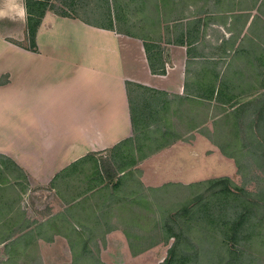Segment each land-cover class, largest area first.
Masks as SVG:
<instances>
[{"label": "rangeland", "instance_id": "1", "mask_svg": "<svg viewBox=\"0 0 264 264\" xmlns=\"http://www.w3.org/2000/svg\"><path fill=\"white\" fill-rule=\"evenodd\" d=\"M58 3L66 5L67 11L52 5L65 16L97 27L114 28L149 43H177L184 33L193 34L202 28L200 31L209 39L201 42L202 54L207 59L199 69L200 86L205 88L211 75L224 87L219 88L220 96H214L212 103H194L189 98L133 89L132 108L139 123L131 141L117 150L116 159L108 151L95 159L90 155L75 168H69L71 176L61 175L56 191L31 185L21 169L0 155V264L39 263L33 250V235L17 237L27 229L40 236L56 232L67 235L74 246L72 264H100L99 253L106 246L104 235L116 224L126 238L131 256L126 251L125 256L117 252V256L109 257L110 264H161L178 235L182 250L218 253L220 241L230 235L229 230L237 221L236 208L241 204L257 206L254 215L239 227L238 234L243 238L233 245L246 254V264H264V90L253 95L256 88L244 89L247 84L243 88L234 86L232 96L227 94L225 66L229 55L227 45H218L217 41L225 38L227 30L236 38L245 21L241 13L264 8V0ZM34 10L38 13L40 8ZM262 41L264 45V34ZM232 44L229 39L230 48ZM151 45L155 47L152 52L157 61L162 63L164 53L160 54V44ZM210 58L213 59L209 61ZM233 68L234 64L231 71ZM232 82L237 84L236 79ZM218 145L229 156L223 155ZM161 151L162 158L171 160L166 161V166L160 165L162 158L160 163L153 158L142 165L145 173L153 168L158 175L151 172L150 185L146 187L140 180L146 174L142 175L138 166ZM179 155L183 158L182 170L176 175L169 168L170 163L177 164L175 158ZM147 176L150 178V174ZM224 178L230 182L228 187L235 188L229 195L223 183H213ZM223 192L227 201L221 206L223 201L217 197ZM74 200H79L75 207L66 209L65 205ZM219 207H226L227 226L222 225L224 216ZM49 217L53 219L51 223ZM46 219L47 226L41 227L40 221ZM207 239L211 245L202 243Z\"/></svg>", "mask_w": 264, "mask_h": 264}, {"label": "crops", "instance_id": "2", "mask_svg": "<svg viewBox=\"0 0 264 264\" xmlns=\"http://www.w3.org/2000/svg\"><path fill=\"white\" fill-rule=\"evenodd\" d=\"M50 4L67 11L66 5L59 4L58 0H50ZM56 9V13L46 10L35 34V50L31 51L26 46L24 0H0V81H5L0 84V155L21 169L31 185L56 191L58 178L71 176V166L84 162L90 155L93 159L102 156L131 139L127 84L140 85L146 91L161 95L189 98L194 103L206 102L200 97L211 93L212 86L216 97L223 85L210 75L207 89L200 86L199 69L207 59L202 54L201 42L209 39L200 31L202 28L193 34L184 33L177 43H149L114 28L97 27L79 18L64 16ZM241 14L245 21L236 38L227 30L225 38L217 40L218 45L223 42L227 45L229 55L225 90L232 96L231 88L248 84L244 89L256 88L253 95H260L264 90V8ZM229 39L233 41L231 48ZM151 44H160L159 53H164L162 75L150 70L148 57L151 60L155 56L152 52L155 47ZM152 62L158 67V63ZM235 79L237 84L232 82ZM248 81L252 82L245 83ZM162 153L149 156L138 166L142 175L146 174L140 178L144 186L150 185L151 172L158 175L153 168L145 173L142 165L153 158L160 163ZM167 158L163 157L160 165L166 166V161L171 160ZM175 160L177 164L170 163L169 169L180 175L182 155ZM78 202L74 200L65 208L75 207ZM47 219L40 221L41 227L47 226ZM26 234L36 239L33 250L39 257L38 264L73 263L67 235L56 232L40 236L27 229L17 237ZM104 241L105 250L99 253L100 264H110L109 257L117 256V252L131 256L117 224L107 230Z\"/></svg>", "mask_w": 264, "mask_h": 264}, {"label": "trees", "instance_id": "3", "mask_svg": "<svg viewBox=\"0 0 264 264\" xmlns=\"http://www.w3.org/2000/svg\"><path fill=\"white\" fill-rule=\"evenodd\" d=\"M50 0H24V5H25V11H26V41L28 43L29 49L31 51L35 50V34L37 31V28L39 27L40 23H41V19L43 18L46 10H52L55 13L58 12L56 7L52 4L49 3ZM40 8V11L38 13H36V11L34 9L36 8ZM65 16V15H64ZM36 17V18H35ZM104 28V27H102ZM118 31V30H117ZM122 33V32H119ZM125 34L127 36H131L129 34L126 33H122ZM190 44V42H189ZM145 51L148 53V47L145 45ZM155 57V56H154ZM152 58L150 60V57H148V61H149V67L150 70L153 74H159L162 75L165 73V68H164V63H159L155 58ZM152 60H154L156 63H158V67H155V63L152 62ZM208 87V85H207ZM206 87V89H207ZM220 87H224V85H221ZM212 91L211 93L206 95V98H203L202 100H205L206 102H211V100H213V86L211 87ZM133 89H142V90H146L147 88H144L140 85H134V84H127V92L129 94V103L131 105V124H132V130H133V134L134 131H136V126H138L139 120H138V116L135 114V112L133 111L132 108V92ZM148 90V89H147ZM151 92V90H149ZM154 93H156L155 91H152ZM151 92V93H152ZM220 95L217 94V97H219ZM201 98V97H200ZM239 114L237 116H241V112H238ZM229 114V113H228ZM262 113H260L261 116ZM135 117H137V120L135 119ZM218 120V119H217ZM255 129L258 128V126L256 125L254 127ZM131 141V139L126 140L124 142H122L121 144H119L118 146H116L114 149L111 150L112 153V159H116L117 157V150L120 149L123 145H125L126 143H129ZM221 153L225 156H229V154L226 152V150L224 148H221L218 145ZM234 159V158H233ZM83 161L78 162L79 164H81ZM79 164H75V166H71V168H75L77 165ZM96 172V171H95ZM97 173V172H96ZM213 183L216 184H220L223 183L225 185V190L226 192L232 193V191L235 188L232 187H228L227 185L230 184L229 180L224 178V179H219V180H215L213 181ZM118 184V183H117ZM117 184L115 186H117ZM86 193H84L85 195ZM227 197L223 194L220 195V197H217V199H221L223 202L221 203V206H224V202H226ZM73 202V201H72ZM71 203V201H70ZM257 204H247V205H243L241 204V206L236 208V217H237V221L236 223H234V225H232V228H230V235H225L224 239L220 241V250L218 253L212 252L210 250H203V252H191L189 253L188 251L182 250L180 245V239L181 237L178 235L177 237L174 238V242L172 247L169 249L168 253H167V257L164 259V261L161 264H201V262L203 264H246L245 261H247L246 258V254L241 251L238 250L234 247L233 243L237 240H239V238H243L242 236H239V227L242 225V223L246 220V218L254 215V211L256 208ZM222 210V216L223 217V221L222 225L223 226H227V224L225 223V219L227 217V210L226 207H219ZM261 208H264V206H262ZM219 214V213H218ZM208 218V215H207ZM208 220V219H207ZM1 223V222H0ZM225 223V224H224ZM209 239V238H208ZM203 240L202 243H207L209 245H211L212 243L209 242V240ZM68 244L69 247L71 249V251L73 252V244L72 242L68 239ZM208 245V246H209ZM82 246L84 248H86L87 246V241L84 242L82 244Z\"/></svg>", "mask_w": 264, "mask_h": 264}]
</instances>
